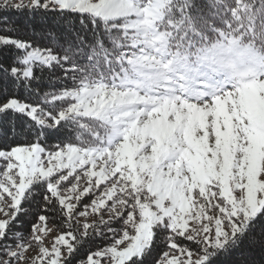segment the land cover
<instances>
[{"label": "snow or ice", "instance_id": "1", "mask_svg": "<svg viewBox=\"0 0 264 264\" xmlns=\"http://www.w3.org/2000/svg\"><path fill=\"white\" fill-rule=\"evenodd\" d=\"M0 264H264V0H0Z\"/></svg>", "mask_w": 264, "mask_h": 264}, {"label": "trees", "instance_id": "2", "mask_svg": "<svg viewBox=\"0 0 264 264\" xmlns=\"http://www.w3.org/2000/svg\"><path fill=\"white\" fill-rule=\"evenodd\" d=\"M15 19L17 20V22H19L21 24L25 23V21L22 18L17 17Z\"/></svg>", "mask_w": 264, "mask_h": 264}]
</instances>
